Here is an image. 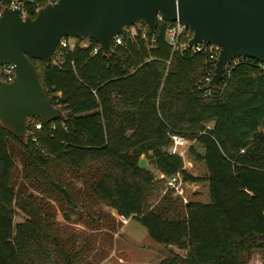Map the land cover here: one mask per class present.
Listing matches in <instances>:
<instances>
[{"label":"trees","instance_id":"16d2710c","mask_svg":"<svg viewBox=\"0 0 264 264\" xmlns=\"http://www.w3.org/2000/svg\"><path fill=\"white\" fill-rule=\"evenodd\" d=\"M42 4L23 0L31 17ZM166 22L146 27L145 35L144 23L131 24L108 52H92L94 38L74 37L73 47L59 45L49 62L30 58L61 116H33L23 138L0 122V264L98 262L83 258L79 235L60 230L32 194L16 189L11 142L26 155L25 177L57 188L68 202L74 194L50 178L49 168L99 165L97 173L85 174L87 197L135 218L155 242L180 249L154 264H245L255 249L263 251L264 264V70L244 58L216 86L204 84L211 61L188 45L173 48ZM171 133L200 144L202 152L188 151L205 164V176L187 172L183 158L168 151ZM142 155L165 175L206 181L209 201L182 203L169 190L145 206L155 180L139 166ZM13 205L27 216L23 222L14 223Z\"/></svg>","mask_w":264,"mask_h":264},{"label":"water","instance_id":"95a60500","mask_svg":"<svg viewBox=\"0 0 264 264\" xmlns=\"http://www.w3.org/2000/svg\"><path fill=\"white\" fill-rule=\"evenodd\" d=\"M157 13L189 27L190 46L203 41L220 47L212 86L236 55L264 62V0H57L32 17L22 16L19 7H5L0 13V63L14 65L15 77L0 83L1 124L23 138L27 118L61 116L30 58L49 62L62 36L94 38L108 52L113 36L123 35L127 25L142 22L153 31ZM139 166L146 168L144 158Z\"/></svg>","mask_w":264,"mask_h":264},{"label":"rangeland","instance_id":"374dc122","mask_svg":"<svg viewBox=\"0 0 264 264\" xmlns=\"http://www.w3.org/2000/svg\"><path fill=\"white\" fill-rule=\"evenodd\" d=\"M138 25L141 24L136 23V26ZM190 31V29H186L184 34L188 35ZM74 42V37L69 36V43L72 44ZM54 52L53 54L57 57L58 53L56 52V49ZM33 122H35V118H27L26 133L24 137L29 133L27 131V124L30 125ZM207 125L210 124L207 123ZM261 129L264 130V126H262ZM189 146H193L197 151L202 150L200 144L191 140H189ZM9 149L15 161L12 179L16 185V189L22 190L26 196L32 194L37 204L42 205L41 211L53 215L56 226L60 230L65 233H76L79 235L81 242L85 243L84 246L86 252H84L85 256L83 258L87 259L88 257V260H97L104 256L111 246L114 233L117 232L122 225L118 222L119 220L114 211L104 204L97 203L94 198L89 199L85 192V186L88 184L86 181L89 180L85 174L97 173L100 166L93 163L90 164V167L87 170L75 171L67 169V167L61 163H55L53 167L49 168L50 178L60 184V186L64 187L68 192L74 194L71 198V203L65 199L60 190L52 187L48 183L43 182V184H39L34 180L27 179L24 175L26 155L23 149L13 142L10 143ZM140 158L145 159V169L151 170L154 174L155 181L153 187L149 189L148 195L145 198V206L151 208L159 201L162 195L169 190L166 188L165 181L158 178L160 171L155 167L154 163H152L149 158H145L144 155ZM183 165L185 170L190 174L202 177L206 175L205 164L202 161L196 160L188 150L183 156ZM37 178L40 179V175H38ZM203 182L204 181H200L199 183L198 181H186L184 184V197H178L180 201L185 203L192 200L193 197L198 194L197 192H200L202 200H206L207 188H205ZM197 185L199 186L197 187ZM172 195L174 196V194ZM16 207V205H13V209L15 210L13 214L14 223L23 222L27 216ZM104 214H106L107 217H105ZM129 222L130 224L126 227L125 232L120 235V238H126L127 232L134 231V225H137L144 230L135 218L130 217ZM145 239L146 238L141 237L142 244L144 245L149 244L155 248L164 246L163 244L153 241L148 236L147 240L149 239L151 243H146ZM175 248V251H180L177 247ZM132 251L134 252V250ZM181 252L184 253L185 251L181 250ZM262 255L263 251L260 249L251 251L245 264H261ZM131 257L135 258V254Z\"/></svg>","mask_w":264,"mask_h":264},{"label":"built area","instance_id":"2783aa9c","mask_svg":"<svg viewBox=\"0 0 264 264\" xmlns=\"http://www.w3.org/2000/svg\"><path fill=\"white\" fill-rule=\"evenodd\" d=\"M55 1L57 0H44V4L36 6L35 9L37 10L39 7L45 4L52 3ZM5 7H19L21 9L22 16L26 15L25 9L23 7V0H0V13ZM156 19H157V22L158 21L162 22V21L167 20L160 13L156 14ZM146 27L147 26L145 25V27L142 28V35H145ZM186 29H190V28L185 26L179 20H174V21L169 20V22H166L165 33H166L168 41L171 43L173 48L184 47L186 45L190 46L188 44V41L186 42L179 41V37L182 34H184ZM130 31H131V25L125 26L124 33L130 32ZM121 40H122V34H117L113 36L112 38V41L117 42V43L121 42ZM59 45H63V46L69 45L70 47H73V43L72 44L69 43L68 36H62L59 40ZM190 47L192 48L193 51H201L205 53L207 55L208 60L211 61L210 65L205 71L204 76L201 79V81L204 84L211 85L210 82L214 74L215 59L217 58L220 47L217 44L206 43L203 41L197 42L195 45H191ZM99 48L100 46L97 43V45L93 47L92 52L98 51ZM244 58L246 57H240V55H236V57L232 59L231 63L224 67L223 77L228 75L231 68ZM59 62H62V61H59ZM259 64L264 70V62H260ZM14 77H15L14 65L9 64V63H3V64L0 63V83L1 82L10 83L13 81ZM209 93L210 91L208 90L207 94ZM40 126H41L40 122L35 123L36 128H40ZM169 137H170V143H169L168 151L171 154H176L183 158V156L185 155V153L187 152L189 148V140L186 137L178 133H171ZM158 178L165 181L166 188L168 190H171L174 195L184 197V184L186 180H184L180 172H176L172 175H165L164 173L160 172ZM118 219L120 220L122 224H126L129 220V217H125L124 215H118Z\"/></svg>","mask_w":264,"mask_h":264},{"label":"crops","instance_id":"0c3cea01","mask_svg":"<svg viewBox=\"0 0 264 264\" xmlns=\"http://www.w3.org/2000/svg\"><path fill=\"white\" fill-rule=\"evenodd\" d=\"M212 125V123H209ZM209 125V126H210ZM202 152V150H200ZM200 181H198L199 183ZM202 183V182H201ZM205 188H207V199L202 200L200 197V192H197L192 201H201L208 202L209 201V192H208V183L206 181L203 182ZM199 185H197L198 187ZM112 210V209H111ZM115 212V210H112ZM118 218V214L115 212ZM119 220V219H118ZM120 222V220L118 221ZM138 223H140L137 220ZM121 223V222H120ZM130 224L129 220L126 224L121 223V227L117 232L114 233L113 240L111 242V246L108 252L98 259L96 264H154L166 257L169 254V251H175V246L172 245H164L163 247H152L149 244H142V238H146V243H151L150 240H147V236H149L146 228L141 225L144 230L139 228L137 225H134V231L127 232L126 238H120L121 234H123L126 230V227ZM151 238V237H150ZM153 240V239H152ZM154 241V240H153ZM158 243V242H157ZM161 244V243H160ZM132 250H134V253ZM141 252V253H140ZM143 252V253H142ZM138 253V254H137ZM135 254V258L131 256Z\"/></svg>","mask_w":264,"mask_h":264}]
</instances>
